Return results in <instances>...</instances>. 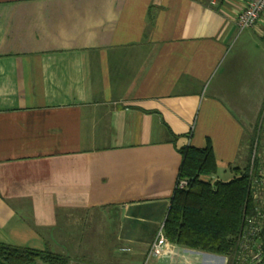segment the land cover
Segmentation results:
<instances>
[{
  "label": "crops",
  "instance_id": "0c3cea01",
  "mask_svg": "<svg viewBox=\"0 0 264 264\" xmlns=\"http://www.w3.org/2000/svg\"><path fill=\"white\" fill-rule=\"evenodd\" d=\"M247 2L0 0V243L139 264L179 148L209 139L230 181L264 124V11L240 31ZM155 260L227 264L179 246Z\"/></svg>",
  "mask_w": 264,
  "mask_h": 264
},
{
  "label": "trees",
  "instance_id": "16d2710c",
  "mask_svg": "<svg viewBox=\"0 0 264 264\" xmlns=\"http://www.w3.org/2000/svg\"><path fill=\"white\" fill-rule=\"evenodd\" d=\"M259 123L245 137V166L230 167L233 177L228 182L214 179L217 162L209 139L201 148L178 149L182 157L178 180H186L187 186H176L172 195L162 227L168 242L226 257L227 264H264V218L256 193L264 180ZM255 254L258 259H253ZM0 264H70V258L48 248L0 243Z\"/></svg>",
  "mask_w": 264,
  "mask_h": 264
},
{
  "label": "built area",
  "instance_id": "2783aa9c",
  "mask_svg": "<svg viewBox=\"0 0 264 264\" xmlns=\"http://www.w3.org/2000/svg\"><path fill=\"white\" fill-rule=\"evenodd\" d=\"M212 4L218 3L219 0H210ZM264 11V0H248L244 10L237 17V26L240 31L253 27L259 19L261 13ZM178 188H185L187 186L186 180L179 179L177 181ZM251 228L253 222L249 221ZM176 245L168 242L164 237L162 230L159 231L157 240L150 246V251L147 257L162 258L175 255ZM259 255H253V259H258Z\"/></svg>",
  "mask_w": 264,
  "mask_h": 264
},
{
  "label": "rangeland",
  "instance_id": "374dc122",
  "mask_svg": "<svg viewBox=\"0 0 264 264\" xmlns=\"http://www.w3.org/2000/svg\"><path fill=\"white\" fill-rule=\"evenodd\" d=\"M261 126V128H259V129H261V136H260V139H261V141H260V145H262V149L260 150V152L258 153V155H260V159H263V162H264V124L262 125L261 124V122L259 123V127ZM252 133V131H246L245 132V135L247 136H250V134ZM247 136V137H248ZM225 172H226V174H230V172H229V170L228 169H225ZM262 172L264 173V168H263V170H262ZM223 175V173L222 172H220V174H219V176H221L220 178H226L227 177V175L226 176H222ZM264 179V178H263ZM257 188H256V193H257V196H258V199H259V201H260V208H261V212H262V217L264 218V180H263V182L260 184V185H257L256 186ZM161 230H162V228H161ZM152 245V244H151ZM150 249V248H149ZM52 252H55V253H58L59 251H55L53 248L52 249H50ZM149 251L150 250H148V252H147V255L149 254ZM163 258H165V257H163ZM246 259H248V257L246 258ZM157 260H155V258L154 257H145L144 259H143V261H140V263L139 264H154L155 262H156ZM137 264V263H136Z\"/></svg>",
  "mask_w": 264,
  "mask_h": 264
}]
</instances>
